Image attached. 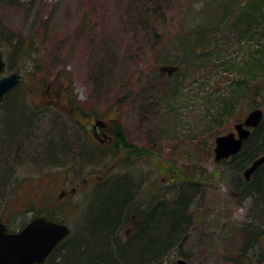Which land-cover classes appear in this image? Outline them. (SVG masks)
Returning <instances> with one entry per match:
<instances>
[{
	"label": "rangeland",
	"instance_id": "1",
	"mask_svg": "<svg viewBox=\"0 0 264 264\" xmlns=\"http://www.w3.org/2000/svg\"><path fill=\"white\" fill-rule=\"evenodd\" d=\"M248 1L0 0V51L7 67L2 75H22L20 89L43 106L44 120L24 150L17 182L0 190V217L15 220L25 212L31 218L28 208L35 213L49 208L73 231H82L97 216L92 208L103 203L94 201L98 183L125 171L138 204L133 208L144 205L138 211L144 215L156 199L172 196L166 167L183 166L186 177L200 178L183 193L188 201L177 200L191 221H181L185 230L178 245L144 264H174L179 258L193 264H259L264 233L257 236L252 228L264 229V213L251 196L240 194L235 163L216 161L213 150L218 135L233 130L250 110L264 108V68L251 70L255 50L264 46V4L246 28L238 18ZM163 12L166 18L159 15ZM155 33L162 34L160 44H154ZM38 62L42 69L33 79ZM168 64L177 66L174 77L161 69ZM246 66L251 71L243 73ZM243 78L247 92L238 97L234 84ZM229 99L235 100L234 109L222 116L220 107ZM68 100L102 118L118 116L129 141L146 153L131 152L126 166L118 163L122 155L110 150L82 160L77 146L69 148L65 141ZM84 177L94 182L82 185ZM73 187L79 189L61 201L62 190ZM171 203L177 206L176 200ZM121 233L134 237L132 217ZM67 246L62 243L45 264L61 262Z\"/></svg>",
	"mask_w": 264,
	"mask_h": 264
},
{
	"label": "trees",
	"instance_id": "2",
	"mask_svg": "<svg viewBox=\"0 0 264 264\" xmlns=\"http://www.w3.org/2000/svg\"><path fill=\"white\" fill-rule=\"evenodd\" d=\"M7 2L11 3L15 2V0H7ZM261 4H264V0H249L242 5V11L238 19L248 25L246 28H251L249 19H252L257 14ZM159 15L166 18L164 12L162 14L159 13ZM155 35L157 41L154 44H160L162 34L155 33ZM15 42L18 44L20 40ZM255 51L258 54L252 57L253 69L251 70L256 74V71L264 68V46ZM27 54L33 55L30 51ZM41 69L42 65L39 62L35 64V68L30 73L33 79ZM245 69L243 73H247L248 66ZM251 70L248 69V71ZM174 76L175 73L173 72L172 77ZM23 82L22 78L21 83L17 87L7 92L0 99V190L3 193L10 188V185L12 187V184L15 185L17 182V172L27 156L24 155L26 153L24 150L31 146L28 143H33L38 131L34 128L36 125H34V121L37 120L36 116L41 115L43 111L41 108L43 106L41 105H38L40 113L37 112V109H34L36 111L27 110V105L31 106L33 103L27 99L25 91L20 89ZM234 85L237 88V95L240 97L247 92L248 79L243 78ZM235 104L234 99L223 102L220 107L221 115L225 116L231 112ZM116 131L118 132V142L125 143L121 145L124 151L123 157L120 158L121 160L118 159V163L121 164L123 162L124 166L131 163V152L134 154L146 153L145 149H137L138 147L129 141L121 124H118ZM65 141L68 145L69 140L66 138ZM135 147L136 150L134 149ZM55 151L54 149L53 153ZM115 154V152H112V155ZM262 154H264V117L259 126L253 130L242 150L232 159L239 174L237 184L242 186L240 194L245 197L251 196L255 203L254 205L257 206L259 204L261 207L257 206V208L264 213V166L255 172L251 181H247L243 175L244 169ZM182 167L178 168L179 170L171 166L166 167V176L171 181V187L168 186L166 189L172 196L162 201L156 199L152 209H150L151 211L146 212L144 215L138 214V211L144 205H139L138 209L133 208L135 204V201H133L134 193L131 191L133 181L127 171L120 173V176L117 174L118 176L115 178L112 176L111 179L99 182L95 191L94 201L103 199V203H100L98 209L94 206L92 208L95 209V212L97 211L96 218L92 221L89 218L84 230H72L71 234L62 241V243L68 244L67 254L61 256V262L54 264H144L145 262L159 261L161 253L167 252L169 248H173L180 243L185 230V227L180 228L181 221L184 219L187 225L191 221L190 216L186 215L184 207L180 206L177 200L180 197L184 202L188 201L183 193L189 192L192 189V185L198 183L200 178L196 175L194 178L186 177L184 175L186 167H184V170ZM186 182H188V185L183 190V184H186ZM173 187L174 191H171L170 189ZM172 200H176V207H173ZM163 201L166 202L165 206H161ZM135 205L137 206L138 204ZM147 208H150V206ZM48 210L49 208H47V212L35 213L33 208H28L27 213L33 212V216L43 215L51 220L64 221L62 217L60 218L58 212L51 209L50 211ZM134 211H137V214L133 213ZM132 216H134L132 219L134 220L135 235L124 239L121 228L129 222ZM0 220L3 219L0 217ZM29 220L30 218L24 212L23 216L18 219L3 221L7 224L8 230L15 231L17 227H23ZM253 229L255 228H252V231H255L257 236H262L264 233V229L260 231ZM260 246L262 256L258 259V263L264 258V247L262 244ZM51 258L53 256L49 260H52Z\"/></svg>",
	"mask_w": 264,
	"mask_h": 264
},
{
	"label": "water",
	"instance_id": "3",
	"mask_svg": "<svg viewBox=\"0 0 264 264\" xmlns=\"http://www.w3.org/2000/svg\"><path fill=\"white\" fill-rule=\"evenodd\" d=\"M6 60L0 51V99L21 82V75L12 72L3 76ZM172 74L177 66L168 64L161 68ZM261 107L250 110L242 122L235 124L234 131L216 137L214 153L215 160L220 161L238 153L244 140L251 133V128L257 127L263 117ZM264 163V154L254 159L252 164L244 170L247 180L255 170ZM71 228L66 223L48 220L37 216L22 229L10 232L3 221H0V264H36L44 263L57 244L67 238ZM174 264H193L184 258H179ZM260 264H264V261Z\"/></svg>",
	"mask_w": 264,
	"mask_h": 264
},
{
	"label": "flooded vegetation",
	"instance_id": "4",
	"mask_svg": "<svg viewBox=\"0 0 264 264\" xmlns=\"http://www.w3.org/2000/svg\"><path fill=\"white\" fill-rule=\"evenodd\" d=\"M61 89L63 90V88ZM57 90L59 89L57 88L56 91ZM65 107H68L69 112H70V113L67 112L68 114L64 118V120L66 121H63L65 125V132L67 135L65 137L69 140V144H68V146L70 145L69 148H72V146L74 145L77 146V150H78L77 152L82 158V160L89 161V157H91V155H95L97 152L100 153L103 150H110L117 154H121V155L123 154L124 150L122 149L121 145L125 143L118 142L119 141L118 135H117L118 132L116 131L118 124H120V121H119L120 119L118 118V116L109 115V116H106L105 118H102L100 115L96 114L95 112L86 111L85 109L75 104L71 105L69 103V100L67 102L65 101ZM255 128L256 127L251 129V133L249 134L248 138L250 137V135L252 134ZM71 136H74V137H71ZM248 138L244 140L243 146L246 143ZM237 154L238 153L231 155L228 158L223 159V160L231 161L233 157ZM81 163L84 164V162H81ZM262 166H264V163L260 165L255 170V172ZM255 172L251 175L249 180H247L246 178L245 179L247 181H251L255 175ZM78 175L79 173H77L76 176ZM80 182L82 185L86 183L90 184V182H94V178L89 179V178L84 177L80 180ZM77 189L79 188L73 187L69 190L70 192L66 189H63L61 194L59 195L61 201H63L62 199H64V196L68 194L69 195L73 194L74 192L77 191ZM132 218H134V216H132ZM58 222H62V221H58ZM262 242L264 245V241ZM61 245L62 244H59L57 247H55V249L49 255L48 259L42 264H45L47 261H49L50 257H52L56 253V250L60 248Z\"/></svg>",
	"mask_w": 264,
	"mask_h": 264
},
{
	"label": "bare ground",
	"instance_id": "5",
	"mask_svg": "<svg viewBox=\"0 0 264 264\" xmlns=\"http://www.w3.org/2000/svg\"><path fill=\"white\" fill-rule=\"evenodd\" d=\"M1 52H2V51H1ZM27 108H28V109H27L28 111H36V110H34V109H37V112L40 113V111H38L40 108H39V106H37V105L32 104V105L30 106V105L28 104V105H27ZM39 116H40V115H38V116H36V117H37V118H40ZM43 123H44V120L40 118V120H39L38 123L34 126V128L38 130V128L41 127ZM231 131H234V130H230V131H228V132H231ZM228 132H227V133H228ZM235 133H236V132H235ZM225 134H226V133H225ZM236 135H237V133H236ZM218 136H219V135H218ZM247 138H248V137H247ZM254 240L257 241L258 239H254ZM262 245H263V244H262Z\"/></svg>",
	"mask_w": 264,
	"mask_h": 264
}]
</instances>
